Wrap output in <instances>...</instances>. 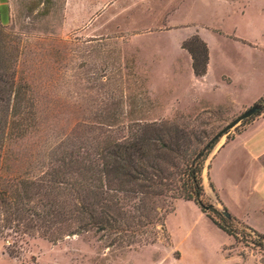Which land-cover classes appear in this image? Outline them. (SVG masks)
<instances>
[{
	"label": "rangeland",
	"instance_id": "1",
	"mask_svg": "<svg viewBox=\"0 0 264 264\" xmlns=\"http://www.w3.org/2000/svg\"><path fill=\"white\" fill-rule=\"evenodd\" d=\"M9 6L0 32L24 91L38 101L39 118L26 137L38 141V151L121 100L124 122L179 124L203 144L225 132L205 161L203 178L218 183L217 192L207 185V202L222 209L218 194L263 238L244 227L234 238L194 201L177 199L152 243L112 244L113 236L95 230L55 242L9 231L0 236V264H264V170L255 160L229 158V151L210 169L220 145L245 123L227 126L264 93V0H9ZM6 12L2 7L3 22ZM194 35L211 57L202 77L183 47ZM178 44L185 53L170 57Z\"/></svg>",
	"mask_w": 264,
	"mask_h": 264
},
{
	"label": "trees",
	"instance_id": "2",
	"mask_svg": "<svg viewBox=\"0 0 264 264\" xmlns=\"http://www.w3.org/2000/svg\"><path fill=\"white\" fill-rule=\"evenodd\" d=\"M6 23L0 18L1 25ZM183 47L192 56L194 74L206 75L207 43L194 35ZM25 89L0 32L1 237L9 231L37 232L55 242L95 230L113 236L112 244L146 245L175 210L174 201L184 199L234 238L243 227L263 238L232 215L218 194L222 209L207 202L205 161L225 132L203 144L194 130L179 124L124 122L121 100L98 108L92 123L48 140L38 151V141L26 139L39 118L38 101ZM255 104L261 107L257 117L264 111V96ZM255 117L245 119L244 128Z\"/></svg>",
	"mask_w": 264,
	"mask_h": 264
},
{
	"label": "crops",
	"instance_id": "3",
	"mask_svg": "<svg viewBox=\"0 0 264 264\" xmlns=\"http://www.w3.org/2000/svg\"><path fill=\"white\" fill-rule=\"evenodd\" d=\"M2 7H4L6 9L7 12L5 13V16L8 17L7 21H9V17H10L9 0H0V18L1 19H2V16H4L2 13ZM187 36H185L180 41V44L183 42L184 39H186ZM180 44H178L176 51L170 49L171 51H173V52H171L172 54L170 57H175L176 55H179L180 53H185L184 52L185 50H181ZM209 71H210V61H209V65H208V72L206 75L209 74ZM263 96H264V93H263V95H260V96L256 97L255 99H253L252 101H250L248 104H243V106H249V105L255 103L256 101H258ZM235 150H239V151H237L239 156L238 155L236 156V154L234 153ZM226 151H229L228 152V154L230 155L229 158H231L233 156L232 158L234 160H237V159L255 160V162L264 170V112L261 113L259 116L255 117V119H253L250 123H248L240 133H237L235 135V137L233 139L226 141L224 144L220 145V147L217 149L216 153L213 156L210 169L212 167V162L218 156L226 153ZM211 183H213V185L215 186V191L217 192V188H216V187H218L217 181L216 180L212 181L211 178L208 180L205 178L204 179V185H205L206 192H208V186L207 185H209L211 188ZM219 198L222 201V203L227 207V205L223 202V200L221 199L220 196H219ZM260 198L264 200V197H260ZM228 210H229V208H228ZM230 213L232 215L236 216L233 212L230 211ZM236 217L238 219H240L241 221L245 222L244 220H242L238 216H236Z\"/></svg>",
	"mask_w": 264,
	"mask_h": 264
},
{
	"label": "water",
	"instance_id": "4",
	"mask_svg": "<svg viewBox=\"0 0 264 264\" xmlns=\"http://www.w3.org/2000/svg\"><path fill=\"white\" fill-rule=\"evenodd\" d=\"M261 109L260 105H253L250 108H248L246 111H244L240 116H238L235 120H233L226 128V130H229L230 128L237 125L239 122L251 117L255 113L259 112Z\"/></svg>",
	"mask_w": 264,
	"mask_h": 264
}]
</instances>
